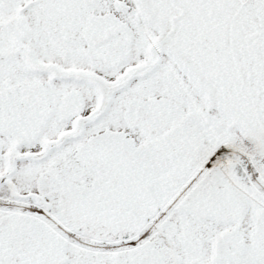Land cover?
Here are the masks:
<instances>
[{
	"label": "snow or ice",
	"instance_id": "obj_1",
	"mask_svg": "<svg viewBox=\"0 0 264 264\" xmlns=\"http://www.w3.org/2000/svg\"><path fill=\"white\" fill-rule=\"evenodd\" d=\"M0 264H264V0H0Z\"/></svg>",
	"mask_w": 264,
	"mask_h": 264
}]
</instances>
